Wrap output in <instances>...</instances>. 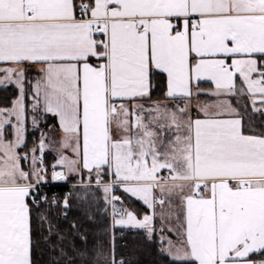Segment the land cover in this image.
Instances as JSON below:
<instances>
[{
    "label": "snow or ice",
    "instance_id": "snow-or-ice-1",
    "mask_svg": "<svg viewBox=\"0 0 264 264\" xmlns=\"http://www.w3.org/2000/svg\"><path fill=\"white\" fill-rule=\"evenodd\" d=\"M157 80L163 99H153ZM9 85L0 264H34V215L54 231L41 186L85 174L113 229L151 239L158 218L179 237L161 235L173 264H264V128L253 122L264 124V0H0V87ZM234 98L251 107L247 124ZM48 115L58 138L41 130L29 148V122L39 129ZM118 188L143 203L142 218ZM92 259L124 264L114 236L111 255L100 245Z\"/></svg>",
    "mask_w": 264,
    "mask_h": 264
},
{
    "label": "trees",
    "instance_id": "trees-1",
    "mask_svg": "<svg viewBox=\"0 0 264 264\" xmlns=\"http://www.w3.org/2000/svg\"><path fill=\"white\" fill-rule=\"evenodd\" d=\"M165 84L161 80L156 81L153 90V99H162ZM17 90L14 86L0 88V107H10ZM259 116L253 117L257 130L264 128L259 121ZM27 135V144L31 148L36 142L38 134L30 132ZM46 163H53L52 154L46 153ZM67 185H56L45 188L49 193L48 203H41L40 212L46 214L51 221L54 231L51 236L48 226H40L34 215V241L36 247L33 253L34 264H85L84 258L79 252L88 254L87 264H93L92 253L102 245L105 253L111 255V244L115 242V256L117 261L123 260L124 264H173L172 259L163 251L162 244L156 234L151 239L142 230L117 228L112 233L110 214L105 211L107 207L104 201V193L96 187L94 181L90 187L88 176L81 178L70 177ZM65 195L68 196L70 207L65 210L67 215L63 217L64 209L60 203L52 205L55 198L58 202ZM124 205L143 216L147 210L139 201L132 197H123ZM38 215V214H37ZM77 225L78 232L72 228ZM81 235L87 238L86 242ZM59 237L64 239L61 241ZM64 249L66 256L61 257L58 249Z\"/></svg>",
    "mask_w": 264,
    "mask_h": 264
},
{
    "label": "crops",
    "instance_id": "crops-1",
    "mask_svg": "<svg viewBox=\"0 0 264 264\" xmlns=\"http://www.w3.org/2000/svg\"><path fill=\"white\" fill-rule=\"evenodd\" d=\"M37 76H38V70L36 69V68H30L29 69V72H28V79L29 80H35L36 78H37ZM9 86H12V85H9ZM8 86V87H9ZM203 86L204 87H208L209 85H208V83L207 82H203ZM0 88H6V87H0ZM163 99V98H162ZM247 103V100L246 99H241L240 100V103L239 104H237L236 103V99L234 98L233 99V105L235 106V107H238L239 109H240V111H241V114L244 116V122L247 124L248 123V118H249V115H251V107L249 106L248 107V110H247V112H245L244 111V105ZM48 118H53L54 119V122H55V124H56V127H57V129H56V136L58 137L59 136V128H58V121H57V119L55 118V117H53V116H51V115H48L47 117H46V119H48ZM49 153H51L52 154V160H53V162H54V159H55V153H52V152H49ZM25 168H27V167H25ZM77 178H80V177H77ZM120 193L122 194V196L124 197H129L128 195H126L125 193H123L121 190H120ZM133 199H135V198H133ZM137 201H139V200H137ZM140 202V204L146 209V207L143 205V203L141 202V201H139ZM126 207L129 209V210H132V209H130L127 205H126ZM147 210V209H146ZM133 211V210H132ZM148 211V210H147ZM135 212V211H134ZM136 213V212H135ZM139 217H143V216H139ZM116 228H122V227H116ZM155 228H156V230H155V232L153 233V235L154 234H156L157 236H158V238H159V242L162 244V248L163 249H165V248H167V246H168V244H167V239H170V240H172L174 243L175 242H178V240H179V237L175 234V233H171V232H168L167 231V228H165V231L163 232V233H161L160 232V221H159V219L157 218V220L155 221ZM126 229H131V230H134L133 228H126ZM137 230H142V231H144L143 229H137ZM152 235V236H153ZM161 235H163V236H165L167 239L162 243V241H161ZM165 252V251H164ZM166 253V252H165ZM167 254V253H166ZM170 257V256H169ZM171 258V257H170Z\"/></svg>",
    "mask_w": 264,
    "mask_h": 264
},
{
    "label": "rangeland",
    "instance_id": "rangeland-1",
    "mask_svg": "<svg viewBox=\"0 0 264 264\" xmlns=\"http://www.w3.org/2000/svg\"><path fill=\"white\" fill-rule=\"evenodd\" d=\"M30 124V122H29ZM31 125V124H30ZM31 127V126H30ZM56 124L54 122V119L53 118H48V119H44L43 122L41 123L40 125V128L39 129H30V132H36L38 134V137L36 138V140L38 141L39 140V135H40V131L42 130L46 135H48L49 137L53 138V139H56L58 138L55 134H56ZM29 133V131H28ZM54 153V152H52ZM25 166V165H24ZM110 224L112 225V221L110 219ZM117 229V228H115ZM112 227H111V230H112V233L114 232V230Z\"/></svg>",
    "mask_w": 264,
    "mask_h": 264
},
{
    "label": "built area",
    "instance_id": "built-area-1",
    "mask_svg": "<svg viewBox=\"0 0 264 264\" xmlns=\"http://www.w3.org/2000/svg\"><path fill=\"white\" fill-rule=\"evenodd\" d=\"M25 166H27V164H25ZM56 185H67V183H49V184H46V185H42L41 188H40V190H39L38 195H39V196H47L48 199H49V198H50V197H49V193H48V191H47L45 188H47V187H53V186H56ZM115 194L118 195V196H121V194H120V192H119V188L116 190V193H115ZM65 197H68V196L65 195V196H64L62 199H60V201H59V203H60L62 209H64V208H63V200H64ZM121 197H122V196H121ZM64 211H65V209H64ZM63 217H65L64 214H63ZM110 218H111V217H110Z\"/></svg>",
    "mask_w": 264,
    "mask_h": 264
}]
</instances>
